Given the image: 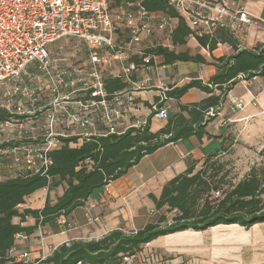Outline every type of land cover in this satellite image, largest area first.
Segmentation results:
<instances>
[{
    "label": "built area",
    "instance_id": "2783aa9c",
    "mask_svg": "<svg viewBox=\"0 0 264 264\" xmlns=\"http://www.w3.org/2000/svg\"><path fill=\"white\" fill-rule=\"evenodd\" d=\"M168 4L192 29L206 33L216 27L229 29L239 48H246L241 40L247 27L264 30L243 8L230 10L210 0H168ZM174 27L171 17L147 11L141 0L122 1L116 10L110 0H0V181L47 176L51 152L63 145L76 147L98 137L147 128L148 119L132 113L138 108L137 93L151 89V78L132 76L152 68L153 55L148 51L155 45L146 40L155 29L170 39ZM62 40L80 44L82 64L52 55L59 47L53 45ZM108 77H118L126 86L108 92L104 84ZM237 79L247 78L240 73ZM167 91L160 83L157 99L150 104L152 117L166 118L171 99ZM230 101L235 109L245 106L237 98ZM218 109L209 108L206 117L215 116ZM90 165L87 158L77 168ZM218 196L219 191H213V197ZM55 221L62 230L68 226L64 214ZM41 226L39 221L35 229ZM22 236L15 234L8 251L14 261L37 263L46 257L30 261L29 252L16 246ZM123 261L134 264L136 254Z\"/></svg>",
    "mask_w": 264,
    "mask_h": 264
},
{
    "label": "trees",
    "instance_id": "16d2710c",
    "mask_svg": "<svg viewBox=\"0 0 264 264\" xmlns=\"http://www.w3.org/2000/svg\"><path fill=\"white\" fill-rule=\"evenodd\" d=\"M113 1L118 5L129 0ZM141 4L149 12L159 11L177 19L171 34L173 45L185 44L186 38L193 34L199 45L206 46L209 51L217 43L223 42L233 48L230 56L212 57L217 70L207 83L192 79L181 87L167 91L169 96L179 97L192 87L207 93H211L212 87H215L219 93H211L198 102L180 104L179 108L186 111L189 117L178 115L157 132H150L148 128L142 131L130 129L121 135L111 134L84 141L76 147L63 145L51 152L52 164L47 176L33 174L0 181V264H76L78 261L83 264H127L123 261L124 256L137 254L142 245L160 235L185 229L203 230L218 224H238L249 228L264 221V167L252 166L244 177L229 182L227 188L220 191L223 175L218 176V169L214 167L210 171L206 169L208 162L218 154L213 152L204 158L197 170H194V164H189L185 171L166 181L159 197L150 195L156 209L165 206L166 211H176L169 223L165 215H160L155 223H147L133 233L114 229L97 240L64 242L37 263L14 261L8 255L14 245L15 234H29L39 221L42 224L53 222L59 214H69L82 205L95 189L125 174L144 155L159 146L192 134L199 136L204 123L212 118L206 117V112L222 103L240 73L245 74L247 79L264 74L263 47L239 48V41L229 29L223 27H216L210 33L194 34L184 17L168 4V0H141ZM148 52L161 55L165 63H207L200 54L175 51L162 45H156ZM104 84L108 92L126 86L118 77H108ZM87 158L91 160L90 168H77ZM62 183L65 184L62 193L53 201L47 195L41 208H18L36 190H53ZM216 190L220 196L213 197ZM27 216L34 218L32 226L21 225ZM14 217H18L19 221L14 222Z\"/></svg>",
    "mask_w": 264,
    "mask_h": 264
},
{
    "label": "crops",
    "instance_id": "0c3cea01",
    "mask_svg": "<svg viewBox=\"0 0 264 264\" xmlns=\"http://www.w3.org/2000/svg\"><path fill=\"white\" fill-rule=\"evenodd\" d=\"M210 1L224 3L230 10L243 8L255 21L264 26V0ZM155 13L162 14L159 11ZM171 20L176 25L177 19L171 17ZM185 21L189 26L188 21L186 19ZM192 30L198 35L206 33L200 32L199 29ZM162 35L154 34L157 37L151 36L146 41L175 51L200 54L207 63L197 61L165 63L161 55L152 54V68L148 71L140 70L132 76L134 80L147 75L151 78L149 82L151 89L137 93L138 108L132 113L136 117L148 119L147 128L150 132H157L178 115L188 118V113L179 108L180 104L198 102L211 93H219L215 87H212L211 93L192 87L179 97L169 96L171 99L167 116L158 119L151 116L150 104L157 99V88L160 83L168 91L181 87L192 79L207 83L217 70L212 57H227L234 52L226 42L217 44L211 51L205 50L193 34L186 38L183 45H173L171 38L168 39L164 33ZM241 42L249 49L255 46L264 48V30L254 26L247 27ZM230 98L243 101L245 106L235 109ZM261 108H264V74L245 81L237 79L219 105V113L204 123L199 136L192 134L167 142L144 155L125 174L109 181L107 189L105 186L95 189L82 205L65 215L67 228L62 230L56 221L44 223L39 231L34 229L29 234L22 232L23 236L16 239L17 248L28 251L29 260L35 261L50 255L53 248L64 242L97 240L114 229L135 232L147 223H155L160 215H165L169 223L176 211H166L165 206L156 209L150 195L159 197L164 183L185 171L189 164H194V170H197L207 155L219 153L221 148L233 139L234 130L240 129ZM63 189L57 192V196ZM47 191L54 190L47 188L36 190L35 192L40 193L35 195L32 202L29 197L35 192L27 196L25 207L41 208L47 195L51 198ZM54 199L55 197L50 200ZM34 222L33 217L27 216L22 224L32 226ZM261 226L260 223L249 228L238 224H218L203 230L185 229L160 235L142 245L136 254L134 264H264V229Z\"/></svg>",
    "mask_w": 264,
    "mask_h": 264
},
{
    "label": "rangeland",
    "instance_id": "374dc122",
    "mask_svg": "<svg viewBox=\"0 0 264 264\" xmlns=\"http://www.w3.org/2000/svg\"><path fill=\"white\" fill-rule=\"evenodd\" d=\"M113 10L118 8L113 0H110ZM156 24V21H155ZM156 31V30H155ZM153 32L152 36H161L160 32ZM160 33V34H159ZM162 37H164L162 35ZM58 49L52 50L54 56H65L70 63L82 64L84 59V50L80 44L74 40H62L59 43ZM233 139L225 144L219 153L206 165V169L210 171L211 168L218 169V176L223 175L222 184L219 188L220 191L227 188L229 182H236L238 179L244 177L252 166L264 167V108L259 109V112L250 117L240 129L234 130ZM202 166V164L200 165ZM65 184L62 183L54 191L46 192L50 195V199L57 196V192L64 188ZM40 192H35L30 196V201L34 199L35 195ZM34 205V204H33ZM25 204L19 207L22 209ZM14 222H18V217L13 218ZM264 229V221L259 222Z\"/></svg>",
    "mask_w": 264,
    "mask_h": 264
}]
</instances>
